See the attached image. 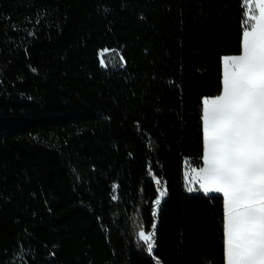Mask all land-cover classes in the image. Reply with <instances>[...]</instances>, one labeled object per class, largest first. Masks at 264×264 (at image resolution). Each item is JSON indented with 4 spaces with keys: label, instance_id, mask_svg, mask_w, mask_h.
I'll use <instances>...</instances> for the list:
<instances>
[{
    "label": "trees",
    "instance_id": "obj_1",
    "mask_svg": "<svg viewBox=\"0 0 264 264\" xmlns=\"http://www.w3.org/2000/svg\"><path fill=\"white\" fill-rule=\"evenodd\" d=\"M242 4L0 0V264H224L223 198L188 194L184 165Z\"/></svg>",
    "mask_w": 264,
    "mask_h": 264
},
{
    "label": "snow or ice",
    "instance_id": "obj_2",
    "mask_svg": "<svg viewBox=\"0 0 264 264\" xmlns=\"http://www.w3.org/2000/svg\"><path fill=\"white\" fill-rule=\"evenodd\" d=\"M242 7L240 54L222 58L223 89L203 98V166L192 169L200 186L187 191L222 194L224 264H264V0ZM158 192L154 218L166 189ZM156 227L136 233L149 255Z\"/></svg>",
    "mask_w": 264,
    "mask_h": 264
},
{
    "label": "rangeland",
    "instance_id": "obj_3",
    "mask_svg": "<svg viewBox=\"0 0 264 264\" xmlns=\"http://www.w3.org/2000/svg\"><path fill=\"white\" fill-rule=\"evenodd\" d=\"M104 50H101L98 53L100 67L102 69H105V70H114V69H117V68H123L124 67V60H123L122 55H121V52L119 50L107 49L108 51H106V52ZM102 60L104 61L103 64L101 63ZM223 71H224V68H223V61H222V80H223ZM222 89H223V85H222ZM202 166H203V159L202 158H201L200 166H198V167H194L188 161L184 165V177H185V173L186 172L188 173V179H187V181H186V178H185V190L189 194H201V195H205L203 193V191H193V192L187 191V187L188 186H191V187H193L195 189H199V186L200 185H199L198 177L196 176V173L192 171V169H199ZM213 195H220V196H222V194H215V193L210 194V195H205V196H213Z\"/></svg>",
    "mask_w": 264,
    "mask_h": 264
},
{
    "label": "crops",
    "instance_id": "obj_4",
    "mask_svg": "<svg viewBox=\"0 0 264 264\" xmlns=\"http://www.w3.org/2000/svg\"><path fill=\"white\" fill-rule=\"evenodd\" d=\"M185 163H187V161L185 162ZM188 193V192H187ZM189 194V193H188Z\"/></svg>",
    "mask_w": 264,
    "mask_h": 264
}]
</instances>
